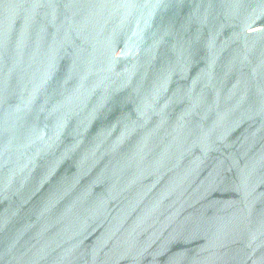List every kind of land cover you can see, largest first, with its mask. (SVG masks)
<instances>
[{"label":"water","instance_id":"95a60500","mask_svg":"<svg viewBox=\"0 0 264 264\" xmlns=\"http://www.w3.org/2000/svg\"><path fill=\"white\" fill-rule=\"evenodd\" d=\"M0 264H264V0H0Z\"/></svg>","mask_w":264,"mask_h":264}]
</instances>
